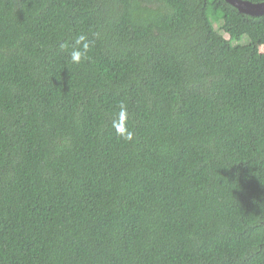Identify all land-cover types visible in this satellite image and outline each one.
<instances>
[{"label":"trees","instance_id":"1","mask_svg":"<svg viewBox=\"0 0 264 264\" xmlns=\"http://www.w3.org/2000/svg\"><path fill=\"white\" fill-rule=\"evenodd\" d=\"M262 47L225 0H0V264H264Z\"/></svg>","mask_w":264,"mask_h":264},{"label":"clouds","instance_id":"2","mask_svg":"<svg viewBox=\"0 0 264 264\" xmlns=\"http://www.w3.org/2000/svg\"><path fill=\"white\" fill-rule=\"evenodd\" d=\"M62 48H67L66 44L61 45ZM92 47V42L89 38L81 34L79 35L69 53V62L73 65H79L82 61L89 59V52ZM128 108L126 103L120 102L117 106V110L115 111L112 119H111V127L115 131L116 135L126 141H131L133 139L134 133L128 127Z\"/></svg>","mask_w":264,"mask_h":264},{"label":"water","instance_id":"3","mask_svg":"<svg viewBox=\"0 0 264 264\" xmlns=\"http://www.w3.org/2000/svg\"><path fill=\"white\" fill-rule=\"evenodd\" d=\"M225 2L242 15L251 17H259L264 15V1L261 3H251L249 1L243 0H225Z\"/></svg>","mask_w":264,"mask_h":264},{"label":"rangeland","instance_id":"4","mask_svg":"<svg viewBox=\"0 0 264 264\" xmlns=\"http://www.w3.org/2000/svg\"><path fill=\"white\" fill-rule=\"evenodd\" d=\"M260 52L262 53L264 52V47L260 48Z\"/></svg>","mask_w":264,"mask_h":264}]
</instances>
